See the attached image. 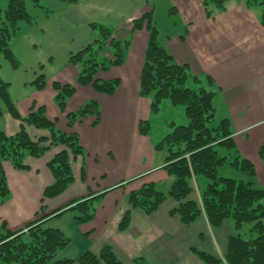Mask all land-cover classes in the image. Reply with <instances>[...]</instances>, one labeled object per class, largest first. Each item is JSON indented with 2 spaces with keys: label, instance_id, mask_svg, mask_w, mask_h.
Segmentation results:
<instances>
[{
  "label": "crops",
  "instance_id": "1",
  "mask_svg": "<svg viewBox=\"0 0 264 264\" xmlns=\"http://www.w3.org/2000/svg\"><path fill=\"white\" fill-rule=\"evenodd\" d=\"M157 1L78 0L67 4L38 0L40 8L27 0L31 21L20 24L10 43L17 69L0 54V78L9 84L19 114L27 117L34 103L44 107L59 131L79 136L84 151L76 159L71 156L74 182L54 199H44L43 195L54 183L48 163L67 151L65 147H51L41 158L27 157L26 171L16 170L9 161L2 164L10 197L0 205V223L5 222L10 232H19L45 217V228L59 230L70 240L59 259L77 260L86 252L99 254L104 245L111 246L123 264H203L192 249L220 259L226 255L228 238L233 234L230 221L219 228L209 225L202 195L194 192L198 181L193 183L189 199L202 210L199 219L185 226L178 216L171 215L179 205L168 195L175 178L165 171V160L157 158L156 142L139 131L140 123L152 118L151 99L139 95L149 34L146 28L132 32V21L152 9L155 13ZM166 1L167 6L175 8V13L169 14L177 19L179 30L160 43L202 85L208 87V78L213 81L209 89L215 93V122L230 121L239 155L254 165L256 182L260 178L264 186V160L260 156L264 149V26L260 24V12L249 9L245 0H230L224 11L213 9V17L209 18L203 0ZM2 3L7 0H0V7H4ZM91 24L112 27L116 39L132 41L123 66L97 75L101 81H121L113 96L98 93L92 86L78 85L79 69L69 64L72 54L95 40ZM3 25L0 21V28ZM106 56L111 57V51ZM40 75L45 77L43 90L33 86ZM55 83L76 89L65 113L56 101ZM90 101L100 105L99 124L94 126L96 117L87 116L69 127L67 116ZM0 107L2 130L7 136H15L21 122L10 115L1 100ZM25 127L31 141L45 139L42 146H49L48 130ZM204 184L207 182L201 181ZM146 185H154L165 194V202L151 215L141 209L131 210L129 228L120 231L123 215L131 208L129 194ZM101 195L95 218L88 224H77L71 211L54 217L75 202Z\"/></svg>",
  "mask_w": 264,
  "mask_h": 264
},
{
  "label": "trees",
  "instance_id": "2",
  "mask_svg": "<svg viewBox=\"0 0 264 264\" xmlns=\"http://www.w3.org/2000/svg\"><path fill=\"white\" fill-rule=\"evenodd\" d=\"M38 7V0H32ZM74 4L78 0H59ZM230 0H203V6L209 18L213 9L224 11ZM27 0H9L5 11L0 7V54L14 69L18 67L10 43L22 22H30ZM249 9L260 12V24L264 26V0H245ZM170 13H175L171 8ZM96 38L82 51L72 54L69 64L78 67L77 84L82 87L92 86L98 93L115 95L121 81H101L99 72H108L114 67L125 64L131 47L130 38L119 40L114 37L115 29L100 24L90 25ZM146 28L149 38L140 76L139 95L151 99V113L157 114L162 101L169 100L173 106H183L188 125L175 126L154 148L157 152L166 150L164 169L175 178L168 194L178 206L170 214L178 216L185 226H190L201 216L202 210L196 201L189 199L192 193L191 180L203 177L207 185L202 194L203 212L213 228H219L230 221L236 231L246 224H253L251 232L256 237L244 239L241 235L232 234L228 239L227 252L223 259L211 254L193 250L203 264H264V188L255 186L256 170L254 165L241 158L232 137L231 123L225 119L215 122V93L209 88L213 81L208 78L207 86L198 78L193 83L198 87H189L191 78L186 66L179 65L173 55L159 41V31L154 25L153 9L150 13L132 21V32ZM183 39V38H182ZM111 51V57L106 53ZM42 69V66L40 67ZM45 77L40 75L33 86L37 90L45 88ZM57 91L56 101L60 110L65 113L66 105L76 89L72 85L54 84ZM0 100L10 115L21 122L15 136H7L0 126V205L10 197L3 162L9 161L16 170L26 171L27 157L41 158L51 147L63 146L67 149L56 155L49 163L48 169L54 177V183L44 191V199H54L62 195L74 182L71 169V156L76 159L84 155L77 134H65L58 130L55 122L49 120L44 107L34 103L30 114L23 118L9 94V84L0 78ZM3 110L0 107V119ZM87 116H95L97 126L101 117L100 105L95 101L87 102L77 112L67 116L69 127L83 121ZM45 129L50 132V144L42 146L47 140L31 141L25 126ZM174 126V125H173ZM150 123L143 121L139 125L142 136H148ZM260 156L264 160V149ZM231 166L248 176L246 181L226 178L219 175L224 166ZM101 196L83 199L57 212L60 217L67 211L75 213L77 224H88L95 218L97 203ZM166 195L157 191L154 185H146L139 191L129 194L127 210L119 224V230L129 228L132 211L141 209L147 215L156 212L165 202ZM44 202V200H43ZM44 213V208L41 209ZM45 219L41 218L28 227V232H10L5 222L0 223V264H123L113 248L104 245L99 254L86 252L77 260L59 259V253L70 243V240L59 230L45 228Z\"/></svg>",
  "mask_w": 264,
  "mask_h": 264
},
{
  "label": "rangeland",
  "instance_id": "3",
  "mask_svg": "<svg viewBox=\"0 0 264 264\" xmlns=\"http://www.w3.org/2000/svg\"><path fill=\"white\" fill-rule=\"evenodd\" d=\"M9 0H7V3H2L1 7L3 11L8 7ZM167 1L166 0H159L157 1L156 5V12L154 13V25L159 31V41L163 42L165 40V36H172L176 31L179 30V25L176 24L177 19L172 15L169 14V10L171 7L167 6ZM6 7V8H5ZM197 76H192L190 80L188 81V86L189 87H198V85H195L193 82V79ZM199 79V78H198ZM167 102V103H166ZM167 104V105H166ZM220 120L216 119V122L219 123ZM188 125V119L186 117V111L183 106H173L169 100L162 101L160 105V110L157 114H152V118L149 120L150 123V129H149V135L153 139L154 142L159 143L161 142L168 134H170L173 131V127L175 126H182L184 123ZM174 125V126H173ZM168 156V152L166 150H161L157 154L158 159H163L165 160ZM219 175L222 177L226 178H233L236 180H244L246 181L248 179V176L235 169L232 168L231 166H224L223 168L220 169ZM204 182L206 181L205 178L203 177H197L196 179L193 178L191 180V186L193 188V183L195 184L196 181H198V185L195 187L194 192L197 193V191L200 192L202 195L206 185L204 184L201 185V181ZM207 182V181H206ZM261 179L259 178L257 182H255L256 187H261L264 188L263 185H260ZM195 193V194H196ZM192 194V193H191ZM202 201V197H201ZM261 204L264 205V200L261 201ZM200 208V207H199ZM199 219V218H198ZM233 234L234 235H241L244 239H251L256 237L255 234L251 232L253 224H246L242 227L241 230L236 231L233 227ZM229 239V238H228ZM228 246V243H227ZM195 249H192V251ZM225 257V256H224ZM11 264H17V263H11Z\"/></svg>",
  "mask_w": 264,
  "mask_h": 264
},
{
  "label": "built area",
  "instance_id": "4",
  "mask_svg": "<svg viewBox=\"0 0 264 264\" xmlns=\"http://www.w3.org/2000/svg\"><path fill=\"white\" fill-rule=\"evenodd\" d=\"M25 232H28V230H25Z\"/></svg>",
  "mask_w": 264,
  "mask_h": 264
}]
</instances>
